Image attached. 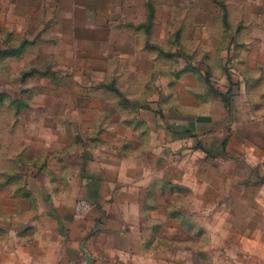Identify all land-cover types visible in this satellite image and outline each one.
Masks as SVG:
<instances>
[{
	"label": "rangeland",
	"instance_id": "obj_1",
	"mask_svg": "<svg viewBox=\"0 0 264 264\" xmlns=\"http://www.w3.org/2000/svg\"><path fill=\"white\" fill-rule=\"evenodd\" d=\"M84 246L264 264V0H0V264Z\"/></svg>",
	"mask_w": 264,
	"mask_h": 264
},
{
	"label": "crops",
	"instance_id": "obj_2",
	"mask_svg": "<svg viewBox=\"0 0 264 264\" xmlns=\"http://www.w3.org/2000/svg\"><path fill=\"white\" fill-rule=\"evenodd\" d=\"M85 250H87V252H90L91 255L94 257V263L93 264H150L148 262H151V258L149 257H143V258H147L142 260V259H138L135 258L136 256H130L129 254L125 255V256H120L118 254L116 255H107V256H99V255H94L90 250L88 246H84ZM59 261V260H58ZM69 264H72V260L69 258L68 260ZM75 264H84V262L81 260L79 261L78 259L75 261Z\"/></svg>",
	"mask_w": 264,
	"mask_h": 264
},
{
	"label": "water",
	"instance_id": "obj_3",
	"mask_svg": "<svg viewBox=\"0 0 264 264\" xmlns=\"http://www.w3.org/2000/svg\"><path fill=\"white\" fill-rule=\"evenodd\" d=\"M87 264H90L89 261L87 262Z\"/></svg>",
	"mask_w": 264,
	"mask_h": 264
}]
</instances>
